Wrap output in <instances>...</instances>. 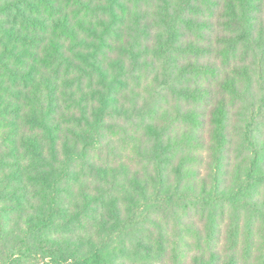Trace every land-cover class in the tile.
Masks as SVG:
<instances>
[{
  "label": "trees",
  "instance_id": "trees-1",
  "mask_svg": "<svg viewBox=\"0 0 264 264\" xmlns=\"http://www.w3.org/2000/svg\"><path fill=\"white\" fill-rule=\"evenodd\" d=\"M0 264H264V0H0Z\"/></svg>",
  "mask_w": 264,
  "mask_h": 264
}]
</instances>
